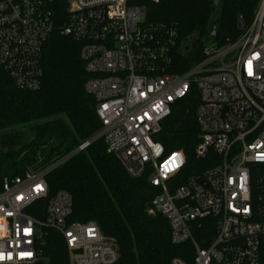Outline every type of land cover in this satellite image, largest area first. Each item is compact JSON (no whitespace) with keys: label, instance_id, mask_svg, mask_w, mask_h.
Returning a JSON list of instances; mask_svg holds the SVG:
<instances>
[{"label":"built area","instance_id":"built-area-1","mask_svg":"<svg viewBox=\"0 0 264 264\" xmlns=\"http://www.w3.org/2000/svg\"><path fill=\"white\" fill-rule=\"evenodd\" d=\"M145 13L141 0H66L58 24L52 0H0V74L36 90L51 34L79 42L83 86L101 123L95 137L128 175L149 173L157 193L147 213L163 215L170 242L183 249L170 264H264V0H255L249 18L237 15L233 41L206 45L181 74L166 69L173 33L147 25ZM192 86L199 164L186 174L183 150L166 152L153 137ZM88 144L41 171L1 178L0 264H48V229L63 237L67 264H115V243L95 222L70 221L71 195L49 196L44 179Z\"/></svg>","mask_w":264,"mask_h":264},{"label":"trees","instance_id":"trees-1","mask_svg":"<svg viewBox=\"0 0 264 264\" xmlns=\"http://www.w3.org/2000/svg\"><path fill=\"white\" fill-rule=\"evenodd\" d=\"M58 24L65 15L66 0H52ZM145 23L164 33L172 32L167 72L181 74L203 58L206 44L217 47L238 36L236 17L249 18L255 0H141ZM215 23L214 36L210 37ZM80 43L54 31L42 48V82L36 90L19 89L0 74V181L3 176L46 169L73 151L89 144L53 166L44 175L49 196L65 190L72 197L70 221L95 222L117 247L115 264H170L182 255L180 245L170 242L167 219L148 214L157 189L149 173L138 177L126 173L118 160L106 152L102 137H95L101 123L95 102L84 89L87 73L79 57ZM199 95L192 86L176 100L160 122L154 140L166 152L183 150L186 174L198 165L194 147L198 142L195 108ZM42 255L48 264H67L63 237L45 231Z\"/></svg>","mask_w":264,"mask_h":264},{"label":"water","instance_id":"water-1","mask_svg":"<svg viewBox=\"0 0 264 264\" xmlns=\"http://www.w3.org/2000/svg\"><path fill=\"white\" fill-rule=\"evenodd\" d=\"M214 29H215V23H213V24L211 25V33H210V37H213V36H214ZM206 45H208V44H206ZM38 264H41V262H39Z\"/></svg>","mask_w":264,"mask_h":264},{"label":"snow or ice","instance_id":"snow-or-ice-1","mask_svg":"<svg viewBox=\"0 0 264 264\" xmlns=\"http://www.w3.org/2000/svg\"><path fill=\"white\" fill-rule=\"evenodd\" d=\"M173 156L175 157L176 154L174 153ZM174 166H175V165H174ZM37 187H38V186H37ZM27 232H28V229H25V233H27ZM21 255H22V256H30L31 253H27V252H25V253H21Z\"/></svg>","mask_w":264,"mask_h":264},{"label":"rangeland","instance_id":"rangeland-1","mask_svg":"<svg viewBox=\"0 0 264 264\" xmlns=\"http://www.w3.org/2000/svg\"><path fill=\"white\" fill-rule=\"evenodd\" d=\"M41 170H43V168H40V169H38V170H36V171H41Z\"/></svg>","mask_w":264,"mask_h":264}]
</instances>
